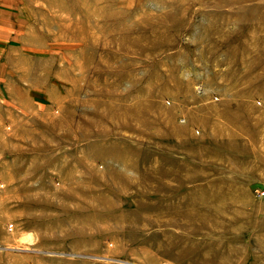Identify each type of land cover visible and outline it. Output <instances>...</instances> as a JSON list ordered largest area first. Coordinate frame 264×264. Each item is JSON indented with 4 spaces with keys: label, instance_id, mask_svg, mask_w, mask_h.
I'll use <instances>...</instances> for the list:
<instances>
[{
    "label": "rangeland",
    "instance_id": "374dc122",
    "mask_svg": "<svg viewBox=\"0 0 264 264\" xmlns=\"http://www.w3.org/2000/svg\"><path fill=\"white\" fill-rule=\"evenodd\" d=\"M10 3L0 264H264V0Z\"/></svg>",
    "mask_w": 264,
    "mask_h": 264
},
{
    "label": "bare ground",
    "instance_id": "6f19581e",
    "mask_svg": "<svg viewBox=\"0 0 264 264\" xmlns=\"http://www.w3.org/2000/svg\"><path fill=\"white\" fill-rule=\"evenodd\" d=\"M202 202V201H201ZM225 202V201H224ZM228 204V203H227ZM234 205H236V204H234ZM237 206V205H236ZM204 208V207H203ZM217 209V208H216ZM236 211H237V209H236ZM220 212V211H219ZM229 212H231V211H229ZM187 213H190V212H187ZM195 213V212H194ZM233 213V212H232ZM192 214V213H191ZM204 214H205V212H204ZM204 214H202V216L203 217H207V218H210L211 216H208V215H204ZM227 215V214H226ZM229 215V214H228ZM235 215V214H234ZM192 216V215H191ZM187 217H188V215H187ZM189 217H190V215H189ZM191 219H193V218H191ZM244 220V219H243ZM188 221H189V219H188ZM246 221V220H245ZM195 222V221H194ZM197 222V221H196ZM248 223V222H247ZM244 224H246V223H244ZM229 225H235V226H239L240 225V218H235V217H233V216H227V217H225V215H218V216H214V220H213V223H212V225H210L211 226V230H214V231H216L217 229H219V230H222L223 228H226L227 226H229ZM209 226V227H210ZM188 227V226H187ZM242 227V226H241ZM231 228V227H230ZM238 228V227H237ZM232 229V228H231ZM240 229H243V228H240ZM233 230V229H232ZM223 231V230H222ZM208 232V231H207ZM196 234V233H195ZM192 236L194 235V234H191ZM211 235V234H210ZM217 235V234H216ZM206 236V235H205ZM215 236V235H214ZM219 237V236H218ZM224 237V236H223ZM264 237V236H263ZM203 238V237H202ZM212 238V237H211ZM210 238V239H211ZM215 238V237H214ZM226 238V237H225ZM236 239V238H235ZM221 240V239H220ZM212 241H214V240H212ZM219 243H220V241H218ZM263 242V241H262ZM209 243V242H208ZM207 243V244H208ZM215 243H217V242H215ZM236 243H237V241H236ZM244 243V242H243ZM193 245H194V242L192 243ZM218 244V243H217ZM216 244V246H218ZM234 244V243H233ZM233 244H232V246H233ZM237 244H239V241H238V243ZM230 245V244H229ZM198 247H199V245H197ZM192 248H193V246H191ZM208 247V246H207ZM223 247V246H222ZM235 247V246H234ZM233 247V248H234ZM238 247V246H237ZM249 247V246H248ZM195 248V247H194ZM210 248H212V247H210ZM240 248V247H239ZM197 248H195V250H196ZM260 249H261V247H260ZM216 250V249H215ZM214 250V251H215ZM219 250V249H218ZM262 251H263V253L261 254V255H258L259 256V259H263V257H264V249L262 248L261 249ZM212 251V250H211ZM229 251V250H228ZM234 251V250H233ZM202 252V251H201ZM205 252H208V251H206L205 250ZM220 252V251H219ZM225 252V251H224ZM235 252H236V249H235ZM209 253V252H208ZM207 253V254H208ZM212 253H213V251H212ZM216 253H217V251H216ZM222 253V252H221ZM240 253V252H239ZM238 253V254H239ZM249 253V252H248ZM214 254V253H213ZM224 254V253H223ZM229 254V253H228ZM246 254L247 253H245V255H240V256H225V258H226V260H229V262H230V264H244V263H246L247 261H249L250 262V264L251 263H254V262H256L255 260H251V259H249L247 256H246ZM209 255H210V253H209ZM219 255V254H218ZM217 255V256H218ZM221 255V254H220ZM219 255V256H220ZM233 255H235V254H233ZM214 256V255H213ZM217 256H214V257H216L217 258ZM251 256V255H250ZM211 257V256H210ZM253 257V256H252ZM204 260H205V258H203ZM220 260H221V257H220ZM223 260V259H222ZM225 260V259H224ZM223 260V261H224ZM207 261V260H206ZM210 262V261H209ZM211 263V262H210ZM225 264V263H224ZM227 264V263H226Z\"/></svg>",
    "mask_w": 264,
    "mask_h": 264
},
{
    "label": "crops",
    "instance_id": "0c3cea01",
    "mask_svg": "<svg viewBox=\"0 0 264 264\" xmlns=\"http://www.w3.org/2000/svg\"><path fill=\"white\" fill-rule=\"evenodd\" d=\"M14 1L16 0H0V27H9V8L16 9L18 7H21L20 5H22V3L18 6H12L13 3L10 2ZM0 32V34L3 33L2 31Z\"/></svg>",
    "mask_w": 264,
    "mask_h": 264
}]
</instances>
